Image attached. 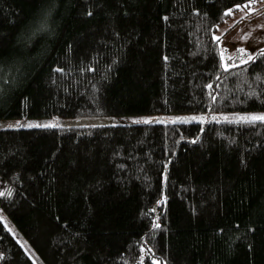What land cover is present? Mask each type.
I'll return each mask as SVG.
<instances>
[{"label":"trees","instance_id":"16d2710c","mask_svg":"<svg viewBox=\"0 0 264 264\" xmlns=\"http://www.w3.org/2000/svg\"><path fill=\"white\" fill-rule=\"evenodd\" d=\"M247 2L0 0V120L264 111L213 39ZM0 192L40 264H264V121L0 128Z\"/></svg>","mask_w":264,"mask_h":264},{"label":"rangeland","instance_id":"374dc122","mask_svg":"<svg viewBox=\"0 0 264 264\" xmlns=\"http://www.w3.org/2000/svg\"><path fill=\"white\" fill-rule=\"evenodd\" d=\"M256 11L251 15H246L248 9L238 10L231 15V18L222 26H220L215 36L221 37L219 43L221 62L232 65L233 58L239 49H245L247 55H254L256 51L264 48V2L258 1L252 5ZM244 17V19H241ZM246 37V38H244ZM248 57V56H247ZM231 58V59H229ZM252 114H264V111H249L239 113L237 115L230 114H212V113H180V114H153V115H138V116H107V117H60L54 116L51 118H17L0 120V128L4 127H27L28 124L44 125L53 124V127H74V126H102L116 124H133L145 123L144 121L152 122H200L206 123L209 121L218 120H237L239 117ZM195 118V119H193ZM139 121V122H137ZM24 125V126H21ZM0 219L3 221L7 229L16 238L23 249L37 263L33 251L18 232L14 224L0 210Z\"/></svg>","mask_w":264,"mask_h":264},{"label":"snow or ice","instance_id":"6c2138e0","mask_svg":"<svg viewBox=\"0 0 264 264\" xmlns=\"http://www.w3.org/2000/svg\"><path fill=\"white\" fill-rule=\"evenodd\" d=\"M257 0H248V2L244 5H236V9H239V10H243V9H248V12L246 13V15H251L253 12H255L256 10L252 8V4L256 3ZM261 2H264V0H261ZM233 10L232 9H229L225 15H230L232 14ZM241 19H244V17H241ZM260 27H264V25H261ZM246 38V37H244ZM213 39L215 41H220L221 37L219 36H214ZM240 53H244L245 52V49H239L238 50ZM260 55H264V50H261L260 52ZM231 59V58H229ZM255 57L252 56V55H248L247 57V60H244V59H241V63H248V61H252L254 60ZM231 66H235V65H227L225 64L223 67H224V70L225 71H228L229 67ZM57 71H62L61 69H57ZM209 87H211L209 85ZM195 119V118H193ZM240 120L242 121H246V122H256V121H264V114H252V115H248V116H243V117H239ZM139 122V121H137ZM145 123H148L149 121L145 120L144 121ZM21 126H24V125H21ZM53 126H56V125H53V124H44V125H36V124H28L27 127H53ZM10 194V193H9ZM4 195L3 192H0V196ZM153 227H159L158 224H154ZM153 264H161L160 261H153Z\"/></svg>","mask_w":264,"mask_h":264}]
</instances>
